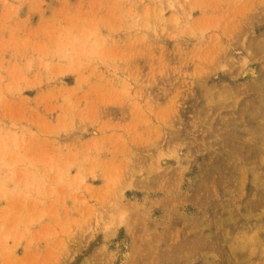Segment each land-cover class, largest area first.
<instances>
[{
	"label": "rangeland",
	"instance_id": "rangeland-1",
	"mask_svg": "<svg viewBox=\"0 0 264 264\" xmlns=\"http://www.w3.org/2000/svg\"><path fill=\"white\" fill-rule=\"evenodd\" d=\"M0 264H264V0H0Z\"/></svg>",
	"mask_w": 264,
	"mask_h": 264
}]
</instances>
